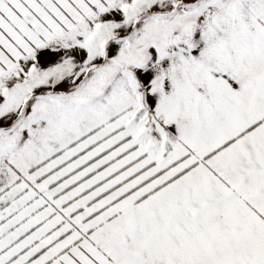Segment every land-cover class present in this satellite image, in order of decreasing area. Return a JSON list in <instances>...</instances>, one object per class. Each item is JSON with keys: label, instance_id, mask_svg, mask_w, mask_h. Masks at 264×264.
Returning <instances> with one entry per match:
<instances>
[{"label": "snow or ice", "instance_id": "snow-or-ice-1", "mask_svg": "<svg viewBox=\"0 0 264 264\" xmlns=\"http://www.w3.org/2000/svg\"><path fill=\"white\" fill-rule=\"evenodd\" d=\"M0 264H264V0H0Z\"/></svg>", "mask_w": 264, "mask_h": 264}]
</instances>
